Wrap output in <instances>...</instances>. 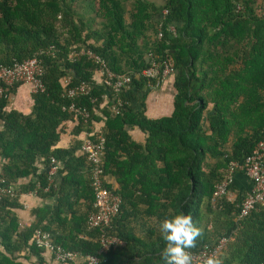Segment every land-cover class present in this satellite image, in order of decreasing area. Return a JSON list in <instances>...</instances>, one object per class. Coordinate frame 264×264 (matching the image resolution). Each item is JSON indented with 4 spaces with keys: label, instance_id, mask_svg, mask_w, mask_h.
<instances>
[{
    "label": "trees",
    "instance_id": "trees-1",
    "mask_svg": "<svg viewBox=\"0 0 264 264\" xmlns=\"http://www.w3.org/2000/svg\"><path fill=\"white\" fill-rule=\"evenodd\" d=\"M73 2L0 0V67L35 57L43 85L30 93L27 110L11 104L10 96L23 84L3 85L0 96V179L15 189L0 196V264H25L22 253L37 258L29 264H42L43 251L32 243L38 229L66 250L98 255L97 264H163L159 223L181 212L204 229L191 252L224 236L219 254L224 264H264V208L238 217L243 197L213 199L230 163L242 161L263 136L264 12H257V0H162L161 5L97 0L87 21ZM98 19L100 30H92ZM82 48L117 75L140 71L151 58H170L176 91L171 115L147 119L143 108L129 107L124 91L113 112V95L96 83V63L86 55L70 56ZM124 58L132 59L127 71L121 67ZM81 82L91 84V91L69 97V87ZM146 85V79L133 78L129 94ZM71 104L89 112L86 122L67 110ZM100 119L104 173L118 182L115 189L105 186L122 199L107 233L123 244L105 254L98 253L99 231L87 225L94 208L90 166L81 152L75 155L82 142L56 147L66 122H75L76 134L91 132ZM132 126L147 134L144 145L129 137ZM51 157L63 163L57 184L49 181ZM28 192L56 197V206L33 209L34 221L22 228L14 209L22 207L20 196Z\"/></svg>",
    "mask_w": 264,
    "mask_h": 264
},
{
    "label": "built area",
    "instance_id": "built-area-1",
    "mask_svg": "<svg viewBox=\"0 0 264 264\" xmlns=\"http://www.w3.org/2000/svg\"><path fill=\"white\" fill-rule=\"evenodd\" d=\"M163 11V14H166ZM172 33H175L173 26L169 27ZM160 33L158 37H160ZM79 55H86L93 60L98 67L101 85L109 89L114 95L115 104L112 111L116 112L118 106L121 105L119 94L129 89L132 85L133 78L142 77L147 80L148 86H158L162 84L166 78L174 73V65L170 58L165 61L157 62L154 58L150 59L148 67L134 72L132 74L117 75L113 73L107 66L104 59L96 55L88 49L80 51H72L70 56L72 59ZM42 68L38 60L33 57L22 62H16L10 67H0V96L3 95V85L12 86L15 83L27 85L31 93L43 90L40 77ZM70 83V77L63 80L64 86ZM92 85L81 82L77 85L69 87L67 94L69 97L78 95H87L91 91ZM12 97V96H10ZM118 105V106H117ZM69 112L78 115L84 122L89 118V112L85 108L76 107L71 104ZM88 135L81 144L80 152L85 156L90 166V186L93 194V210L87 217V225L90 228L99 231V254H105L112 246L122 245L123 242L115 236L107 233L111 222L120 211L122 199L119 195L105 186L106 175L103 168V154L105 151V136L103 132L96 133L94 139ZM60 168V163L54 157L50 158L49 176ZM236 172H242L251 181L252 188L242 198L239 205L238 217H244L251 211H257L264 208V130L263 136L254 146L253 151L247 155L242 161L231 162L224 178L214 186L213 199L222 196H228L229 187L232 185ZM14 187L6 184L0 179V196L4 194L13 195ZM32 243L38 249L47 252L52 259L58 264H69L80 260L87 264H97L99 262L98 255H82L76 251L66 250L56 245L49 232L38 229L34 232ZM227 238L222 236L211 245H205L198 252H192L193 264H206V260L210 255H219L225 248Z\"/></svg>",
    "mask_w": 264,
    "mask_h": 264
},
{
    "label": "crops",
    "instance_id": "crops-1",
    "mask_svg": "<svg viewBox=\"0 0 264 264\" xmlns=\"http://www.w3.org/2000/svg\"><path fill=\"white\" fill-rule=\"evenodd\" d=\"M76 1V0H75ZM95 1V0H94ZM93 0H79L76 2V7L73 4V7L78 11V13L82 16V18L87 21L92 18L94 15L92 12V8L97 6V3ZM155 5H161L162 0H146ZM129 10V9H128ZM99 19L94 23L92 21V30L99 29L98 26ZM125 21L129 23L128 13L125 15ZM93 42V40H90ZM101 43V42H100ZM86 49V48H82ZM132 61L131 58H124L121 63L122 70H128L129 64ZM96 83L101 85L99 74L95 75ZM102 86V85H101ZM131 88L124 91L127 97V103L131 109L134 111L140 110L143 108L144 116L149 119H159L161 117L170 116L173 111V101L175 96V89L173 87V78L172 76L166 78V80L158 85V86H148L138 92L132 90V93L129 94V90ZM109 92H108V91ZM105 92L107 94H112V92L107 89ZM30 90L27 85H20L16 92L12 95L11 104L13 107L27 110L31 106L30 101ZM113 95V94H112ZM114 99V95H113ZM143 106V107H142ZM209 108H212V105L209 104ZM75 122H66L62 126V133L60 136V140L57 143L56 147L61 149H67L73 145H75L79 141H83L88 135H96V133L103 132L104 129V121L100 119L97 122L93 123V130L91 132L80 131L75 134ZM127 133L132 141L144 145L147 140V134L141 130L138 126H132L127 128ZM80 150L76 151V156H79ZM63 163H60L61 169ZM40 169L43 170V166L40 165ZM59 169L54 172L51 176H49V181L51 183L57 184L60 181V176L58 175ZM84 173L88 174L86 167L83 169ZM49 174V173H48ZM106 182L111 186L112 189L118 187V182L116 177L112 173L106 174ZM24 182V181H20ZM232 188L228 191V199L234 200L237 197L242 198L248 191L252 188L251 181L244 175L242 172H236L232 182ZM20 203L22 205L21 208L14 209V213L17 215L19 219L20 227H28L34 221V216L31 214V211L36 208H44L47 211H51L56 206V197H39L35 192H28L22 194L20 196ZM83 200L81 199L79 205H82ZM43 263L42 264H58L56 263L52 257L47 252H42ZM20 261L29 264L36 263L37 258L28 253H22Z\"/></svg>",
    "mask_w": 264,
    "mask_h": 264
},
{
    "label": "clouds",
    "instance_id": "clouds-1",
    "mask_svg": "<svg viewBox=\"0 0 264 264\" xmlns=\"http://www.w3.org/2000/svg\"><path fill=\"white\" fill-rule=\"evenodd\" d=\"M159 232L165 245L160 256L163 264H193L190 249L196 247L198 239L203 236L204 229L194 222L192 215L183 212L165 217L159 223ZM206 264H224L220 255H210Z\"/></svg>",
    "mask_w": 264,
    "mask_h": 264
},
{
    "label": "rangeland",
    "instance_id": "rangeland-1",
    "mask_svg": "<svg viewBox=\"0 0 264 264\" xmlns=\"http://www.w3.org/2000/svg\"><path fill=\"white\" fill-rule=\"evenodd\" d=\"M78 1L79 0H76V1L74 0V2L72 4H74L76 7H78L76 4V2H78ZM95 1H97V0H95ZM256 9H257L258 13L264 12V0H257Z\"/></svg>",
    "mask_w": 264,
    "mask_h": 264
}]
</instances>
